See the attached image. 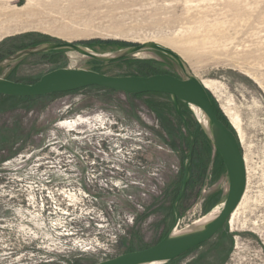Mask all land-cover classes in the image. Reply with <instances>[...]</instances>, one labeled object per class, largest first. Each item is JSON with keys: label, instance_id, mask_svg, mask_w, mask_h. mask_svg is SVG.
I'll list each match as a JSON object with an SVG mask.
<instances>
[{"label": "rangeland", "instance_id": "obj_1", "mask_svg": "<svg viewBox=\"0 0 264 264\" xmlns=\"http://www.w3.org/2000/svg\"><path fill=\"white\" fill-rule=\"evenodd\" d=\"M203 35L211 36L214 47L187 62L215 82L208 90L239 134L248 184L243 204L225 227L169 264H264V0H0V59L54 41L82 43L103 53L155 42L179 52L170 44ZM60 67L184 77L173 58L155 50L113 62L53 51L0 67V77L32 83ZM181 109L197 137L191 178L178 206L186 225L222 205L229 179L193 108ZM101 111L133 132L127 145L138 168L129 181L116 185L102 182V176L53 174L61 187L77 192L83 186L94 196L80 193L77 219L44 223L28 191L44 179L36 173L41 162L55 165L58 151L90 145L78 132L88 128L67 132L56 124ZM108 140L116 149V137ZM82 141L88 145H79ZM189 150L187 125L166 94L131 95L92 86L34 98L0 95V264H93L155 245L174 225ZM89 184L98 191L87 190Z\"/></svg>", "mask_w": 264, "mask_h": 264}, {"label": "water", "instance_id": "obj_2", "mask_svg": "<svg viewBox=\"0 0 264 264\" xmlns=\"http://www.w3.org/2000/svg\"><path fill=\"white\" fill-rule=\"evenodd\" d=\"M74 51L98 62H113L145 50H155L173 58L184 72V77L169 73L153 75H109L94 69L60 67L53 69L32 83L0 77V95L15 98H34L67 93L97 86L131 95L158 93L169 95L181 114L180 102L195 107L199 125L212 145L219 151L228 175L229 188L221 206L183 225L179 203L186 194L191 177V166L196 147V136L181 115L190 134V150L185 163V176L180 194L174 203L175 222L169 232L155 245L126 252L93 264H169L187 252L212 239L228 223L246 192L248 171L239 134L218 115L209 90L193 73L187 62L172 49L155 42L130 45L115 51L98 52L82 43L43 42L23 48L0 59V67L27 56L53 51Z\"/></svg>", "mask_w": 264, "mask_h": 264}, {"label": "built area", "instance_id": "obj_3", "mask_svg": "<svg viewBox=\"0 0 264 264\" xmlns=\"http://www.w3.org/2000/svg\"><path fill=\"white\" fill-rule=\"evenodd\" d=\"M97 116L98 118L93 122L94 127H86L91 130L90 132H87L86 129L78 131L80 134L84 133L80 138H88V143L91 146H77L72 151L67 149L58 151V159H55L57 165L56 163L54 165L53 160L47 159L40 164V167L43 166V168L37 169L36 173L44 178L41 184L28 186V191H31V203L37 206V215L40 216L44 223L49 221V223L55 225L61 221L63 223H68L77 219L79 215H76L74 210L80 201L79 199L74 201L70 194L73 193L79 196L80 193H83L85 197L93 195L87 193L86 190L83 189V186L77 188V192L75 191V187H73L74 190H71L72 188H65L63 185L61 187L60 184L55 183L53 178H51L53 174L95 176L97 179L102 176V182L106 181L107 183L116 185L124 184L125 180L129 181L130 176H132L135 169L139 166L138 162L130 156V148L127 145L131 143L128 139L133 138V132H126L127 129L124 127L123 123L119 122L116 117L112 116L110 113L101 111L97 113ZM92 134H97V136L90 137ZM107 135H111V137ZM112 136L116 137L117 140L115 141V145L117 146L116 149L111 146L113 142L108 140L112 138ZM120 137H123V141L120 140ZM88 143L82 141L79 145H88ZM126 150H128V154L124 152ZM50 162H52L51 165L49 164ZM88 186L87 190H90V192L98 191L97 189H90L91 185L90 187ZM67 231H70L69 233L72 234L74 233L72 229ZM96 238L98 239V236H96ZM80 239L84 240L83 238ZM84 248L87 249L90 247Z\"/></svg>", "mask_w": 264, "mask_h": 264}, {"label": "bare ground", "instance_id": "obj_4", "mask_svg": "<svg viewBox=\"0 0 264 264\" xmlns=\"http://www.w3.org/2000/svg\"><path fill=\"white\" fill-rule=\"evenodd\" d=\"M211 37V36H210ZM203 35L200 38L197 39H182V40H177L175 41V43L170 44L172 46H174L176 49H178L179 52H177L186 62L188 60L193 61V59L195 58V56L205 50H210L214 47V43L212 42V39ZM167 47V46H166ZM173 51L176 52V50L174 49ZM73 52V51H72ZM77 53V52H76ZM188 64V62H187ZM189 67L191 68V70L193 71V73L203 82V84L205 85V87L209 90H214L215 89V82L212 79H209L207 76H204L202 73L197 71V67H195L194 63L192 62L191 64H188ZM200 66V65H199ZM198 66V67H199ZM193 110H195V107L192 106ZM98 118L97 114L95 115H77L76 117H74L73 119H66L63 121H60L56 124V128L59 129H63L67 132H72L76 129H80L81 127H94V120H96ZM83 129V128H82ZM88 130V129H87ZM88 132V131H87ZM71 137V136H70ZM139 138V137H138ZM71 139V138H70ZM139 146V145H137ZM247 164V163H246ZM71 198L73 199L72 196H76L77 200L79 199V196L77 194H70ZM245 198V194L242 198V201L240 202V204L238 205L237 209L234 211L236 212L239 207L243 204ZM75 200V199H73ZM32 201V200H31ZM22 206V205H21ZM20 206V207H21ZM30 210V209H29ZM28 210V211H29ZM20 211V210H19ZM23 211V210H22ZM233 212V213H234ZM23 213V212H22ZM33 213V212H32ZM19 214V213H18ZM27 214V213H25ZM28 216V215H27ZM33 217V216H32ZM35 218V217H34ZM31 219V218H30ZM28 220V219H26ZM29 221V220H28ZM36 221H39L41 223L40 220L36 219ZM30 222V221H29ZM27 223V221H26ZM60 223L63 224V222H58L57 225H59ZM32 224V223H31ZM44 223H42L43 225ZM22 230V229H21ZM28 230V229H27ZM101 230V229H100ZM23 231V230H22ZM31 231V230H30ZM104 231V230H103ZM101 232V231H100ZM66 234V233H65ZM91 242V241H90ZM79 244V242H78ZM96 244V243H95ZM83 245V244H82ZM65 246V245H64ZM76 246V245H75ZM90 246V245H89ZM88 247V244H87ZM100 248V247H99ZM86 249V248H85Z\"/></svg>", "mask_w": 264, "mask_h": 264}, {"label": "trees", "instance_id": "obj_5", "mask_svg": "<svg viewBox=\"0 0 264 264\" xmlns=\"http://www.w3.org/2000/svg\"><path fill=\"white\" fill-rule=\"evenodd\" d=\"M33 46V45H32ZM128 58V57H127ZM127 58H123V59H127ZM122 60V59H121ZM145 94H154V93H145ZM209 94H210V92H209ZM210 96H211V94H210ZM211 98H212V101H213V103H214V106H215V109H216V111H217V113H218V115H219V117L232 129V130H234L232 127H231V125L229 124V122L227 121V119L220 113V111H219V109H218V107H217V105H216V103H215V101H214V99H213V97L211 96ZM181 105H187V104H185V103H182V102H180V108H181ZM179 115H183L184 116V114H183V112H182V109H181V114H179ZM200 126V125H199ZM201 127V126H200ZM202 129V128H201ZM203 131V130H202ZM235 131V130H234ZM203 133H204V131H203ZM205 134V133H204ZM206 136V135H205ZM206 138H207V136H206ZM208 139V138H207ZM209 140V139H208ZM210 141V140H209ZM196 142H197V137H196ZM212 144V143H211ZM218 151V150H217ZM195 153V152H194ZM218 154L220 155V153H219V151H218ZM221 156V155H220ZM192 166H193V163H192ZM192 166H191V171H192ZM191 174H192V172H191ZM191 178V177H190ZM190 181V180H189ZM189 184V183H188Z\"/></svg>", "mask_w": 264, "mask_h": 264}]
</instances>
